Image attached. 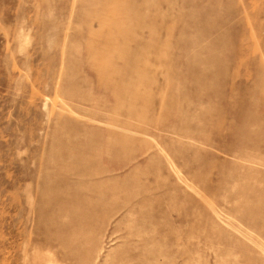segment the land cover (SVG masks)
<instances>
[{"label": "rangeland", "instance_id": "374dc122", "mask_svg": "<svg viewBox=\"0 0 264 264\" xmlns=\"http://www.w3.org/2000/svg\"><path fill=\"white\" fill-rule=\"evenodd\" d=\"M0 264H264V0H0Z\"/></svg>", "mask_w": 264, "mask_h": 264}]
</instances>
